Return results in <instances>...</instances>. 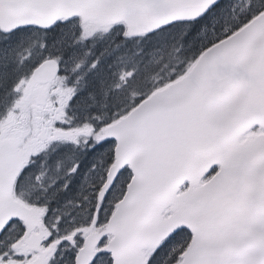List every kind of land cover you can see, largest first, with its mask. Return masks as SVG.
Segmentation results:
<instances>
[{"label": "snow or ice", "instance_id": "snow-or-ice-1", "mask_svg": "<svg viewBox=\"0 0 264 264\" xmlns=\"http://www.w3.org/2000/svg\"><path fill=\"white\" fill-rule=\"evenodd\" d=\"M0 264H264V0H0Z\"/></svg>", "mask_w": 264, "mask_h": 264}]
</instances>
